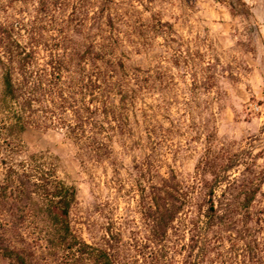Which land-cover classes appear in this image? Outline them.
<instances>
[{"label": "trees", "instance_id": "trees-1", "mask_svg": "<svg viewBox=\"0 0 264 264\" xmlns=\"http://www.w3.org/2000/svg\"><path fill=\"white\" fill-rule=\"evenodd\" d=\"M30 1L33 14L22 9ZM160 1L3 0L0 204L19 201L44 215V247L12 229L19 241L7 239L0 253L9 264H264L256 178L209 173L208 180L198 165L185 178L171 170L153 182L157 171L142 160L141 220L110 219L99 241L87 242L71 227L76 188L37 155L13 160L28 128L59 131L92 164L110 159L117 140L135 137L141 150L142 100L152 80L131 58L156 34L169 38Z\"/></svg>", "mask_w": 264, "mask_h": 264}, {"label": "rangeland", "instance_id": "rangeland-1", "mask_svg": "<svg viewBox=\"0 0 264 264\" xmlns=\"http://www.w3.org/2000/svg\"><path fill=\"white\" fill-rule=\"evenodd\" d=\"M33 7L30 1L22 9ZM155 8L172 26L169 38L156 34L131 58L152 80L142 100L141 150L135 137L126 145L117 140L110 159L92 164L59 131L28 128L13 156L37 155L76 188L71 227L87 242H98L110 219L141 220L138 202L147 182L136 163L142 160L157 171L153 182L171 170L185 178L198 165L208 180L209 173L256 178L253 205L264 210V0H161ZM43 218L19 201L0 204V253L7 239L19 241L12 229L44 247ZM0 264L9 263L0 255Z\"/></svg>", "mask_w": 264, "mask_h": 264}]
</instances>
